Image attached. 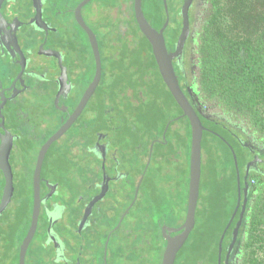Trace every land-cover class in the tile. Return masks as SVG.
<instances>
[{
    "label": "flooded vegetation",
    "instance_id": "1",
    "mask_svg": "<svg viewBox=\"0 0 264 264\" xmlns=\"http://www.w3.org/2000/svg\"><path fill=\"white\" fill-rule=\"evenodd\" d=\"M82 1L0 0V202L7 181L12 192L0 213V228L9 236L1 241L0 255L9 254L2 253L5 244L18 253V240L22 237L21 245L31 225L38 180L41 209L27 250L29 255L33 246L37 264H162L167 245L163 226L179 227L186 215L182 222L161 220L163 251L162 241L154 244L150 239L151 233H159V223L148 210L134 227L124 223L128 211L112 222L119 199H137L140 193L154 198L158 162L172 152L174 131L187 139V124L172 128L171 119L168 129L159 133L156 102L148 96L149 90L155 93L157 67L149 53L152 45L136 20L134 0H90L81 7L80 16L93 31L101 58L100 80L86 95L96 76L97 60L91 36L78 19ZM177 1L182 17L185 0ZM206 2L192 0L190 25L195 15L202 16ZM145 15L152 26L161 27L150 12ZM192 33L190 29L183 55L188 68ZM179 35L174 40L170 18L164 31L169 51L175 50ZM173 63L176 69L179 59ZM68 122V128L47 145ZM243 145L250 155L245 165L258 156L246 179L245 171L241 172L242 185L247 182L250 190L249 181L254 182L250 175L264 168V154L250 142ZM104 181L108 188L94 201ZM241 210L242 206L227 230L231 229L230 243ZM246 218L247 204L230 264L244 259L241 236ZM190 235L178 252L186 259L177 264H194L196 250L192 251V242L187 245ZM204 241V236L199 238L198 245L208 250ZM228 247L222 251L221 264H226ZM206 249L195 264H214V253Z\"/></svg>",
    "mask_w": 264,
    "mask_h": 264
},
{
    "label": "trees",
    "instance_id": "2",
    "mask_svg": "<svg viewBox=\"0 0 264 264\" xmlns=\"http://www.w3.org/2000/svg\"><path fill=\"white\" fill-rule=\"evenodd\" d=\"M204 8L202 16L196 18L195 15L191 19L193 33L188 44V53L191 57V63L189 64L191 66L188 68L184 63V68H182L178 64L176 69L184 91L193 102L206 127L202 145L203 151L207 150V152H205V160L203 152L202 172L205 162L209 173L214 174L216 169L214 164L216 161L213 156L215 154L214 152H216L215 144L217 141H221L230 149L226 143L228 141L234 147L236 154L238 153L235 145L241 146L243 142H250L251 146H254V148L264 154V0H208ZM143 10L147 15L148 12L151 13L152 20L158 26L164 24L166 11L163 0L161 3L159 0H143ZM178 10L180 13V6ZM180 30L181 26L175 24L174 40L177 39ZM149 53L156 64L158 73V82L154 90V95L151 94L150 90L148 91L150 101L156 102V115L158 116V98L161 96L160 81L164 84L173 103L178 107L179 112L177 115L182 114L181 107L174 99L160 74L151 46ZM183 118L187 120L184 124V126L187 124V139L186 137L184 139L181 132L178 135L175 133L176 131L171 132L170 141H172V144L170 146L172 152L165 154V159L158 162V177L166 176L162 167V161H166L169 164L172 159L177 161L178 158H173V154L182 152L179 149L181 143L184 145V142H188L190 157L191 125L186 116L180 119ZM176 120L173 119L172 126ZM164 127L159 133L163 132ZM175 127L182 129L183 126ZM176 128L174 129L176 130ZM250 154H252L251 151ZM243 171H245L244 168ZM234 172L237 201L238 191L235 166ZM250 177L254 179V182L249 181L251 187L248 194L247 218L244 233L241 236L244 243L245 253L243 254L245 256L240 264H264V168H261L260 171L253 172ZM220 185L216 188V200L217 198L222 200L220 196L222 186L220 188ZM161 199L163 200V196ZM216 200H212V203H210L215 207H220L217 205ZM233 210L234 208L229 213L230 215ZM203 211L204 214L198 208L196 211V219L198 214L201 217L198 218L200 226L197 238L191 240L193 244L191 247L192 251L199 247V238L201 239V237L206 236L207 221L210 218H217L219 214L218 210L210 208H205ZM157 222L159 223V231L161 220H157ZM226 223L219 234L216 247L213 249L214 256L212 260L214 264L218 263L219 239ZM230 231L231 229L223 241V254L230 243ZM149 236L154 244H159L161 241V234L158 236L155 232ZM4 239H9V236L4 233V229L0 228V246L1 241ZM21 239L18 241H21ZM7 245L11 246L12 242L10 243L9 240ZM17 245V257H19L20 242ZM2 251L4 253L6 250L4 249ZM181 255L182 253L178 255L176 264L179 261L181 262V259L179 260ZM0 258V264H4L5 258L2 255H0ZM197 259L199 258H193L192 262L195 264L198 261Z\"/></svg>",
    "mask_w": 264,
    "mask_h": 264
},
{
    "label": "rangeland",
    "instance_id": "3",
    "mask_svg": "<svg viewBox=\"0 0 264 264\" xmlns=\"http://www.w3.org/2000/svg\"><path fill=\"white\" fill-rule=\"evenodd\" d=\"M159 1L161 3L162 0ZM167 4H168V10L172 23L174 25L178 24L179 26L182 27V19L180 17V13L178 10L181 2H178L177 0H167ZM159 87H160L161 96L158 98V112H157L158 116L157 115L156 116H157V125L159 127V130H161L164 127V125H165L164 128H166V125L173 120L174 116L177 117L179 116L177 115L179 111H178V107L173 103L164 84L161 81L159 82ZM177 117L174 118L177 120L173 122L172 128L175 126H179V127L184 126V124L187 122L186 119L184 118L180 119ZM235 148H237V153H238L237 154L238 165L242 171L243 168H246L249 161L247 162L246 165L245 162L247 159L250 158V155L248 149L243 145L241 146L235 145ZM179 149L182 150V152L173 154V158H179V161H175L174 159H172L170 161V164L167 163L166 161H162V167L166 176L158 177L157 187L154 190V198L149 196L145 198L140 193L137 196V199H134V196H130L127 199L126 198L119 199L118 201H116L118 203L116 204V208L114 212L115 219L112 222V225H114L115 222L118 220L119 215L125 213L124 211H128L124 223H126V225L128 224L130 227H134L136 220H138L139 217L141 219L143 213L147 212V210L149 211L150 218L155 219V221L162 220L165 222L167 220V222H172L175 220L176 221L179 220L180 222H182L185 219L188 194H189L188 193L189 180H190V171H189L190 157H189L188 142L187 141L184 142V145H182L181 143ZM230 149L221 141H217L215 144L216 152H214L215 154L213 156V158L216 161V163L214 164L216 168L214 174L209 173L208 167L205 166L206 165L205 162L203 165L201 188H200L201 190H200V196H199L197 208L199 211L202 210L203 214H204L203 210L205 208L207 209L210 208L219 211L218 217L215 219L210 218V220L207 221L206 224L207 233L205 236V242H206L205 245L206 246L208 245V250L206 251L207 253L214 252L213 249H215L216 247L219 234L221 233V230L224 224L226 223L227 219H229L230 216L232 215V214L230 215L229 213L233 208H235L237 203L236 188H235L236 178L234 172V166L236 167V165H235L234 155L231 152L232 150ZM203 152H204V160H205L206 159L205 152H207V150H204ZM236 177H237V169H236ZM219 184H221L220 188L222 186V193H220L222 200L218 198L216 200V195H217L216 188ZM162 196H163V200L161 199ZM212 200L213 201L216 200L217 205H219L221 208L213 206L211 204ZM131 206L132 208L131 211L129 212V208ZM29 215H30V211H28V216ZM200 217L201 215L198 214V217L196 219V225L190 235V240L187 242V245H189V242H191L193 238L194 239L197 238L199 226H200L198 218ZM157 235L160 236L158 232ZM160 240L163 243L162 245L163 248L164 247L163 239L160 238ZM19 242L20 241H18V243ZM4 249L7 251L6 253H9L5 258L4 264H17V260H18L17 257L18 253H16L17 251L16 252L12 251L11 249H9V247L6 246ZM205 249L206 248H203V245L201 247L199 246L196 249L195 257L200 258V251L201 253L205 252ZM34 251L35 250H33V246H32L29 255H27L26 257L27 264L38 263ZM147 255L149 254L147 253ZM184 256L185 255H183L182 253V255L179 257V260L180 259L182 260V258L183 260L186 259V257Z\"/></svg>",
    "mask_w": 264,
    "mask_h": 264
},
{
    "label": "water",
    "instance_id": "4",
    "mask_svg": "<svg viewBox=\"0 0 264 264\" xmlns=\"http://www.w3.org/2000/svg\"><path fill=\"white\" fill-rule=\"evenodd\" d=\"M89 1L90 0H83L77 7L78 19L80 23L87 29V31L89 32L91 36V40L93 43L95 56L97 60L96 76L94 78L93 83L90 85L87 91V94H86L87 96L88 95L90 96L91 92L95 89L101 77V58H100L97 39L93 31L85 24L82 17L80 16L81 7ZM163 2H164L165 11H166V19H165L164 24L159 29L152 26V24L147 19L145 12L143 10V0H134V11H135L136 20L138 22V25L141 31L147 37V39L150 41L152 45L153 54L157 61L160 74L166 86L168 87L171 94L173 95L174 99L176 100V102L178 103V105L181 107L183 111V113L179 115L177 118L186 116L189 119L190 125H191L190 181H189L188 207H187L186 219H185V222L179 227H170L167 225L163 226V236L167 240V245H166V248L163 254L162 264H175L179 250L184 245L185 241L189 237L196 223V211H197L198 200L200 196V187H201V178H202V163H203L202 141H203L204 131L206 127L203 124L196 107L193 105L192 101L189 99L184 89L182 88L179 76L176 72V69L173 63V60L175 58H178L179 64L181 65L182 68H184L183 55H184L186 39L188 38L190 34V29H191L189 9H190L192 0H185L184 4L182 5V8H181V15L183 19L182 20V30L179 35L176 48L174 51L168 50L166 40L164 37V31L170 22V14L168 10L167 0H163ZM69 124L70 122H68L65 126H63L47 142V145H49L53 140L58 138L68 128ZM169 125H170V122L166 125L165 131L168 129ZM226 143L230 146L232 153L234 155V159H235V165L237 169L238 197H237V203L232 212V215L227 225L225 226L221 234V237L219 239L218 264H221L222 262L223 241L227 233V230L229 229L240 206H242L240 218L233 230L232 241L228 247V253L226 256V264L231 263L230 262L231 254H232L234 245L237 242V239L239 238L240 230L243 224V219H244V215L246 211L247 195L249 191V184L247 182H245V185H242V180H241L242 171L238 165V158H237L236 151L234 147L228 141ZM257 157L258 156L256 155L255 159L247 164L246 169H245V174H246L245 179L247 178L251 170V166L257 160ZM36 182H37V188L35 191V203H34V208H33L32 221H31V225L28 230V233L20 245L19 264H26L27 250H28V247L33 239V236L38 226V219H39L42 199L40 197V192L38 190V180H36ZM107 188H108V182L104 181L102 193L97 198H95L94 201L98 198H101ZM137 191H138V188H137ZM11 196H12L11 186L9 184V181H7L6 189L4 191L2 200L0 202V213H2L4 209L7 207L8 203L11 200ZM94 201H92V203ZM85 217H87V213ZM173 231H180V232L176 235H172Z\"/></svg>",
    "mask_w": 264,
    "mask_h": 264
}]
</instances>
